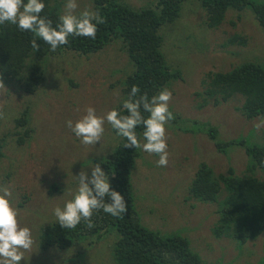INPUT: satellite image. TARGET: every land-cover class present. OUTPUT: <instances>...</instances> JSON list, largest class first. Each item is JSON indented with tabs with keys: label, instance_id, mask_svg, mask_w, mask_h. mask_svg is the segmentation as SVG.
Returning a JSON list of instances; mask_svg holds the SVG:
<instances>
[{
	"label": "trees",
	"instance_id": "16d2710c",
	"mask_svg": "<svg viewBox=\"0 0 264 264\" xmlns=\"http://www.w3.org/2000/svg\"><path fill=\"white\" fill-rule=\"evenodd\" d=\"M135 1L148 3L150 7L141 8L143 5L133 7L118 0H91V10L98 12L105 19V23L97 25L95 39L70 36L69 43L59 46L55 51H51L50 46L32 32L21 31L17 25L9 22L0 24V78L5 86L0 88V91L3 90L5 94L21 93L20 102H11L12 106L5 103L0 113L1 116L4 114L12 116L10 131L0 132V186L16 182L17 172L24 164L21 161L26 154L25 150L30 144L35 143V128L30 124H32L31 113L32 108L35 107L36 95L40 96L44 93L42 86L47 79L49 84L52 81L56 85L54 89L56 94L60 91V85L57 83L63 79V75L46 69L47 62L51 58L70 52L85 60H91L84 65L82 74L77 73L76 70L73 78L65 79L72 94L71 96L67 93L69 102L71 98L75 100L76 92L82 84L81 80L87 76H94L92 70L98 66L97 61L118 64L117 58L120 59V56L131 66L129 75L122 74L125 69L116 71L111 66L109 69L104 68L108 73L119 72L105 84L107 92L120 95V99L110 110L116 109L121 115H127L122 103L128 98L133 85L140 89L138 96L147 94L149 99L165 88L174 93L172 82L181 80L178 68L182 67L176 66L172 69L168 65L170 64L168 55L174 53L173 49L164 51L167 56V62L165 61L163 54L159 51L161 36L158 30L178 17L180 5L185 0ZM196 1L208 29H217L225 23L229 32L232 34L237 32L238 35H234L227 43L235 42L241 46L248 43L249 35L255 32L250 25H255L264 38L263 1ZM42 2L45 8L40 16L51 20L52 27L55 28L59 23V17L62 15L61 8L66 0H42ZM245 9L249 10L255 23L247 18L248 13L241 15ZM79 13L76 12L77 15ZM33 39H36L40 46L35 52L31 47ZM120 74L124 77L121 78ZM200 84L202 90L195 92L194 96L190 94L188 103L180 104L176 99L175 101L179 103L176 105L182 109H188L189 106L196 112L209 103L215 106L237 96L238 102L237 100L235 102L239 103V107H232V109L242 119L252 120L263 117L264 62H236L226 71L216 70L208 76L206 82ZM96 91L94 84L92 98H95ZM28 96L34 98L29 101ZM183 96L187 98V95L183 94L181 97ZM77 97L80 100H88ZM171 107L172 105L169 104V110ZM142 115L147 118L149 114L142 110ZM173 117L167 128L174 129L180 134L192 135V139L195 136H205L217 153L225 155L230 147L242 148L246 163L240 175L235 174L231 167H228L224 174H214L205 163H199L187 193L188 197L196 202L216 204L217 218L211 228L214 238H225L240 245L246 241L255 240L264 231V164L261 163L264 161L263 132H261L260 140L252 135L250 142L251 137L247 135L225 142L216 140L215 128L196 117L189 120L181 112H176ZM105 124L101 141L93 145L95 153L88 158L75 161L83 167H87L88 164L100 165L108 178L111 190L119 192L124 197L127 204L126 214L114 217L103 210L95 211L91 218V227L88 226V222L81 220L74 229L61 228L57 220L43 223L38 229L37 238L40 240L38 251L61 253L59 261L54 262L55 257H53L48 264H60L62 259L70 264L75 258L80 263L85 260V250L91 251L95 245L106 243V246L109 244V252L114 264H203L198 256L189 250L185 238L177 234L161 235L147 230L139 223L129 181L135 159L140 155L139 148L125 147L126 138L118 135L110 124L107 122ZM143 131V126L136 128L139 140ZM73 136H75L74 133ZM74 142L76 146L72 147L67 144L68 140L49 141L47 147L41 150L42 162L45 163L52 153L56 154H54L56 157L51 156L54 160L56 158L75 159L80 155V145L84 144L80 141ZM72 151H75V157L68 153ZM152 155L155 156V154ZM73 170L75 168L71 171ZM55 174L64 176L65 172L58 169ZM52 182L60 184L54 181V178ZM77 189L78 185L75 182L65 185L63 191L74 195ZM61 191L58 185L47 186L49 196L58 195ZM18 193L15 208L24 211L27 215L28 196L21 188H18ZM220 195L221 199H219ZM106 202L110 203L111 200L106 199ZM74 246L78 249H74ZM83 247L86 249L84 250Z\"/></svg>",
	"mask_w": 264,
	"mask_h": 264
},
{
	"label": "rangeland",
	"instance_id": "374dc122",
	"mask_svg": "<svg viewBox=\"0 0 264 264\" xmlns=\"http://www.w3.org/2000/svg\"><path fill=\"white\" fill-rule=\"evenodd\" d=\"M118 1L125 2L133 7L140 5H143L141 8L150 7L148 3L135 0ZM260 1L264 2V0ZM77 4L76 12H82L85 8L91 9V0H77ZM248 11V9H245L241 15L248 13L247 18L253 21ZM63 13L64 5L61 8V14ZM201 14L203 13L196 0H185L180 5L178 17L172 23L163 25L158 30V34L161 36L159 51L167 62L164 51L174 50L173 54L168 55L170 60L168 65L172 69L176 66L182 67L178 68L181 79L183 78L186 82H189V86L197 87L198 83L206 82L208 80L207 71H226L228 68L233 67L236 62L255 61L258 60V57H263V54L259 52V47L262 46L264 49L263 39H257L254 48H249L248 51H243L236 46H226L224 45L227 38L226 24L223 23L216 30L208 29ZM250 28L255 31L254 33L260 34L255 25H250ZM232 53L236 54L233 55ZM208 56L209 59L213 56L219 58L214 59L210 66ZM117 60H119L118 64L99 63L97 61L96 70L95 68L92 70L94 76L84 77L81 80L82 84L79 90L76 92L77 96L88 100H80L75 96V100L71 98V102L67 98V93L70 95L71 92L65 79L73 78L76 70L77 73L82 74L85 68L84 65L91 60H85L75 54L66 52L59 57L51 58L47 62L46 69L48 71L60 72L63 75V79L57 83V85H60V91L56 94L54 90L56 85L52 81L50 84L49 81H46L45 86L44 84V87L42 86L44 93L36 96L35 107L32 108L31 113L32 124H30L35 128V143L26 148V154L21 161L24 163L23 167L17 172V180L12 185L16 195L19 194L18 188H21L26 195L30 196L28 213L26 215L24 211L18 210V218L23 217L18 220L21 227H29L34 235L43 223H47L54 218V208L61 206V203L65 199L67 200L66 195L61 198L47 197V184H55L52 182V178L58 179L61 186L75 182L78 185L75 176L81 170H84L90 178L91 167H94L93 164L83 167L75 161L92 156L95 153V147L92 145H80L81 150L78 157H75V151L68 152L75 159L60 160V158H56L54 160L51 156L56 154L52 153L45 163L41 159V150L47 147L49 141L68 140L67 144L72 147L76 146L74 141L81 142V140L73 136V132L69 130L65 122L70 119L75 123L86 114L88 107L94 108L98 116H104L116 104L117 100L120 99V95L107 92L105 84L110 82L112 76L118 75L119 72L108 73L104 68L109 69L112 67L116 71L125 69L122 74L127 75L131 71V66L121 56ZM102 61L104 60L102 59ZM178 82H172L174 93L169 102L172 106L179 104L175 101L176 99L179 100L180 104L187 103V98L181 96L191 94L190 88L183 85L181 88L178 86ZM94 84L97 91L95 98H92ZM33 98V96H28L29 101ZM20 100L21 93L10 92L5 94L3 90L0 91V113L5 103L12 106L11 102L18 103ZM236 100H229L227 102L228 108L226 105L220 104L217 107L209 106L199 112H194L188 106L186 116L189 119L197 117L198 120L215 128L216 140L227 141L243 138L247 135H250V137L253 135V137L260 140V137H262L261 132L264 134V127L259 131L254 127V124L260 118L251 121L243 120L232 109V107H239L238 100L235 102ZM109 104L111 106L108 107ZM11 117L6 114L0 115L1 133L10 131L12 127ZM167 125L165 126L168 145L167 166H158L157 160L159 157L157 155L153 156L139 148L140 155L135 159L134 168L130 173L129 181L139 223L147 230L155 231L161 235L177 234L185 238L189 250L195 253L203 264H264V231L253 241H246L242 245L235 243L237 247L228 239H216L211 233V228L217 218L216 204L196 202L190 199L187 193L194 171L199 163H205L212 169L214 174H224L226 169L231 167L235 174L240 175L246 163L242 148L230 147L227 149L226 154L222 155L214 150L212 143L205 136H195L194 139L189 141L187 136L181 135L173 129L170 130ZM141 137L140 143L143 144L146 141L143 135ZM249 139L251 142L252 137ZM103 146L105 145L103 144ZM74 168L75 170L71 171ZM58 169L63 170L65 175L55 174ZM71 197L73 195L68 200ZM221 198L220 195L219 199ZM11 203L14 206V200H11ZM54 255V262L59 261L61 253ZM94 256L100 262L95 264H113L109 248ZM24 262L48 264L44 257H29L27 252H24V259L19 263ZM64 262V259H62L60 264H67Z\"/></svg>",
	"mask_w": 264,
	"mask_h": 264
},
{
	"label": "clouds",
	"instance_id": "9594fccd",
	"mask_svg": "<svg viewBox=\"0 0 264 264\" xmlns=\"http://www.w3.org/2000/svg\"><path fill=\"white\" fill-rule=\"evenodd\" d=\"M44 8L45 4L42 0H27L26 3L25 0H0V24L9 22L17 25L21 31L32 32L36 37L41 38L47 43L51 51H55L59 46L67 45L70 36L95 39L97 25L105 23L103 16L88 8H85L77 15V0H66L64 4V13L59 17V23L54 28L52 27L51 20L40 16ZM234 35H238L237 32L232 34L227 29V38L224 45L236 46L243 51L254 48L257 39L264 40L261 33H253L249 35V42L243 46L233 41V44L227 43V41H231ZM31 47L33 52L39 50L40 46L36 39L31 41ZM259 52L263 54V57H258V60L255 61L264 62V49L262 46L259 47ZM218 58L217 56H213L209 59L208 56V64L211 66L213 60H217ZM239 63L242 62L240 61ZM215 71L216 70L207 71L208 76ZM123 77L124 76H121V78ZM46 81L49 80L47 79ZM200 83L197 84V87L189 86V82H186L182 78L178 82V86L182 88L183 85L190 88L191 94L193 95L195 92H200L202 90ZM199 87L200 89H198ZM0 88H5L2 78H0ZM139 92V87L133 85L128 98L123 101L122 107L127 111V115H121L119 111L112 109L104 116H98L94 108L88 107L85 115L75 123L70 119L67 120L65 122L66 126L71 129L76 137L80 138L82 144L93 146L98 141H101L105 131L104 124L106 121L116 130L118 135L126 138L127 142L124 145L125 147H134L135 149L142 148L146 153L155 154L159 157L157 165L166 167L168 164V145L165 126L174 118L173 116L176 112H181L182 115L186 116L187 109H182L179 105H173L169 110V102L172 99V93L167 88L160 91L158 95L152 96L151 99H149L147 94L138 96L137 94ZM189 96H187V103ZM238 98L239 97L236 96L235 98H230V100H236ZM196 102H198V100ZM227 102L221 105L227 106ZM209 106L217 107L218 105L213 106L209 103L206 107L196 112L204 110ZM142 110L149 114L147 118L142 115ZM138 126H143L144 128L143 137L146 142L143 144L140 143L136 134V128ZM254 127L257 131L264 127V117H261L259 121L254 124ZM181 135L187 136V140L189 141L192 139V135ZM261 163L264 164V161ZM75 178L78 181V189L70 200H68V198H70L72 194L63 191L65 186H61L60 184L57 185L60 186V190H62L61 193L49 196L47 194V186L51 184H47V197L61 198L62 196H67V200L65 199L61 203V206L54 208V218L51 221L57 220L61 228L74 229L81 220L88 222V226L91 227V218L95 211L103 210V212L114 217H121L123 214H126L127 204L124 197L119 192L111 190L108 178L99 164L91 167L90 178L84 170H81ZM54 181L59 182L58 179H54ZM12 185L13 183L0 186V264H19V262L24 259V252H27L29 257H44L45 261L49 262L55 257V251L40 253L38 251L40 244V240L37 238L38 230L34 235L31 233L29 227H21L18 219L23 217L18 218V210L15 208V201L19 194L16 195ZM27 196V202L29 203L30 196ZM106 199H110L111 202H106ZM11 200H14V206H12ZM83 248L84 250L86 249V247ZM107 248H109V244L106 246V243L95 245L91 251L85 250L86 254L84 255L85 260L83 262L80 261V263H78L77 258H75L70 264H95L99 262V259L95 258L94 255ZM74 249H78V247L74 246ZM72 257L74 259L73 254ZM112 263L114 264V260Z\"/></svg>",
	"mask_w": 264,
	"mask_h": 264
}]
</instances>
